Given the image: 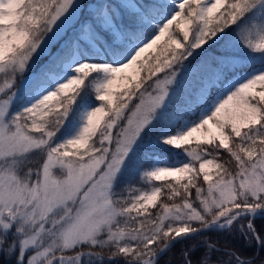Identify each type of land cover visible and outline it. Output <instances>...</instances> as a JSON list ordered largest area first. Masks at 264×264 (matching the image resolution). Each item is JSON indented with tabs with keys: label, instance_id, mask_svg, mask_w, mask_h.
Wrapping results in <instances>:
<instances>
[{
	"label": "snow or ice",
	"instance_id": "obj_1",
	"mask_svg": "<svg viewBox=\"0 0 264 264\" xmlns=\"http://www.w3.org/2000/svg\"><path fill=\"white\" fill-rule=\"evenodd\" d=\"M258 219L264 0H0V264H264Z\"/></svg>",
	"mask_w": 264,
	"mask_h": 264
},
{
	"label": "trees",
	"instance_id": "obj_2",
	"mask_svg": "<svg viewBox=\"0 0 264 264\" xmlns=\"http://www.w3.org/2000/svg\"><path fill=\"white\" fill-rule=\"evenodd\" d=\"M151 55H154L155 54V51L152 50ZM149 53H146L145 56H149L150 55ZM143 75V73H142ZM227 157L225 156V159ZM230 167H233L230 165ZM212 173L213 175H215V171L212 170ZM131 183L135 186H138V187H146V185L142 182V181H139V178H133L131 180ZM155 211V210H153ZM256 227L257 229H260L261 228V225L264 224V220H261V219H258L256 222ZM212 235V239H216L217 237L215 236V234H211ZM227 239H229L231 241V244L236 247V248H243V240L241 239H238V238H232V237H227ZM197 241H186V242H183L182 244H176L174 246V248H172V250L164 257L161 258V264H164V262L166 260H169L171 261V264H181V261H182V257L180 255L181 253V248H187L190 244L192 243H196ZM255 249L254 248H250V249H246L244 250L243 254L245 256H251L253 254V251ZM203 249H198L195 253H193L192 255V259L193 261L195 262L196 260H198L200 258V255L202 253ZM14 258V257H13ZM3 257H0V260H2ZM213 259H215V254L213 256ZM257 261H259L260 259H264V249H260L259 250V255L257 256Z\"/></svg>",
	"mask_w": 264,
	"mask_h": 264
},
{
	"label": "rangeland",
	"instance_id": "obj_3",
	"mask_svg": "<svg viewBox=\"0 0 264 264\" xmlns=\"http://www.w3.org/2000/svg\"><path fill=\"white\" fill-rule=\"evenodd\" d=\"M210 171H212L211 169H210ZM214 176V175H213Z\"/></svg>",
	"mask_w": 264,
	"mask_h": 264
}]
</instances>
